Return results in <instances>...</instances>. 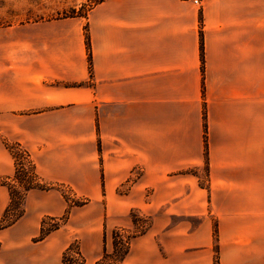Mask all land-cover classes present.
Segmentation results:
<instances>
[{
	"label": "crops",
	"instance_id": "crops-1",
	"mask_svg": "<svg viewBox=\"0 0 264 264\" xmlns=\"http://www.w3.org/2000/svg\"><path fill=\"white\" fill-rule=\"evenodd\" d=\"M6 143L89 202L29 190L0 264H64L74 243L98 264L132 211L148 227L118 264H264V0H103L0 27V178ZM10 200L0 186V219Z\"/></svg>",
	"mask_w": 264,
	"mask_h": 264
},
{
	"label": "rangeland",
	"instance_id": "rangeland-1",
	"mask_svg": "<svg viewBox=\"0 0 264 264\" xmlns=\"http://www.w3.org/2000/svg\"><path fill=\"white\" fill-rule=\"evenodd\" d=\"M100 2L101 0H0V27H6L14 24H26L41 20L72 18L80 15L87 16V14L93 9V7ZM7 145L14 150V152L16 153V155H18V157L20 155L21 158L18 161V169L20 172H24L27 175V177L24 178V176H20V178L19 177L18 178L21 180H17L14 178L15 175L14 173L12 177L0 178V183L5 182L9 184V186L12 187L16 193H19L20 195L23 196L21 207L17 209L12 208L13 210L9 212V214L6 217V220H4L2 224H5L6 222L17 218V216H19V214L21 213L19 209H23V214H24V198L26 196V193L28 192L25 191L24 187L29 183L26 180L29 179L30 182L33 181V183L37 182L39 184L46 185L42 181L33 178L32 173H35L34 165L32 164V161L30 160L29 156H28L29 159L25 162V158H23L24 157L23 153H25L26 151L24 150V148L21 147L20 145L11 144V143H6V146ZM26 154L28 155L27 152ZM15 172H16V162H15ZM203 176H205V172ZM54 187L59 190H62V194L69 206L68 209L75 207H82L88 204L89 202L88 199L76 198L75 196L72 195V193L69 190L66 189L63 190L59 186H54ZM135 215L137 217L136 218L137 223L135 224V228L133 230H117L114 233V241L118 244L117 253H115L114 255L110 254L111 256H109L108 258L103 257V259L100 262H98V264H103L104 260H106L107 264H118L120 262V259H116V258L120 255V252L122 250L124 249L126 250V247L128 249V243L130 239L134 237L136 234L144 232L146 230V228L148 227L147 219H144L142 216H140L137 211H135ZM62 218L63 217H59V218L48 217L44 219L42 226H44V228L47 230H50L55 226L60 228L65 224ZM124 239L126 240V242H124ZM72 246H74L75 249L78 247L76 243H74ZM67 253L68 252H66L65 255ZM82 262L83 259L81 256V262L78 264H82Z\"/></svg>",
	"mask_w": 264,
	"mask_h": 264
},
{
	"label": "trees",
	"instance_id": "trees-1",
	"mask_svg": "<svg viewBox=\"0 0 264 264\" xmlns=\"http://www.w3.org/2000/svg\"><path fill=\"white\" fill-rule=\"evenodd\" d=\"M101 1H102V0H101ZM80 17H85V16L80 15ZM85 36H86V46H87V51H88V61H89L90 74H91V76H92V53H91V42H90V37H89V34H88L87 29H85ZM201 48H202V51H203V41H202V43H201ZM7 148H8V150L10 151V153L12 154V156L14 157L15 162H16V172H15L14 178L17 179V180H21V179H19L20 176H24V178H26L27 175H26L24 172H20L19 169H18V161H19L20 158H21L20 155H19V157H18V155H16V153L14 152V150L11 149V147H9L8 145H7ZM32 176H33L34 179H35V178H36V180L38 179L36 173H32ZM18 177H19V178H18ZM38 180H39V179H38ZM26 181L29 182V183H28V185H25V187H24L25 191H29V190H31V189H35V188H38V189H41V190H50V189L53 188V187H50V186H46V185H43V184H39V183H37V182H35V183H36V184H35V183H33V181L30 182L29 179L26 180ZM0 185H2V186H6V187L9 189L10 199H11V200H10V205L8 206V208H7V210H6L5 214H4V216L0 219V230H3V229H6V228L12 226L13 224H15V222H16V221H17V220L23 215V209H19V210L21 211V213L19 214V216H17V218H15V219H13V220H11V221H8V222H6L5 224H2V223L4 222V220H6V217H7V215L9 214V212H10L11 210H13V209H17V208L21 207V205H22V201H23V196L20 195L19 193H16V192L13 190V188L10 187L9 184H7V183H5V182L0 183ZM12 208H13V209H12ZM131 216H132V219H133L134 223L136 224V223H137V220H136L137 217H136V215H135V211H132ZM67 219H68V215L66 214V215L62 218V220H63L64 223H66V222H67ZM57 229H59V227H56V226H55V227H53L52 229L47 230V229L44 228V226H42L40 236L38 237L37 240H38V241H39V240H43V239L46 238V236H48L52 231L57 230ZM141 233H143V232H141ZM141 233H138V234H136V235H139V234H141ZM136 235H135V236H136ZM114 244H115V250H114L113 255H114L115 253H117V250H118V244H117L115 241H114ZM127 252H128V249H127V247H126V250H125V249L122 250V251L120 252V255H119L116 259H120V261H122L123 258L126 256ZM109 256H111V255L105 253L104 258H108ZM63 263L65 264V256H64ZM215 264H219V262H218V256H217V255H216V258H215Z\"/></svg>",
	"mask_w": 264,
	"mask_h": 264
},
{
	"label": "built area",
	"instance_id": "built-area-1",
	"mask_svg": "<svg viewBox=\"0 0 264 264\" xmlns=\"http://www.w3.org/2000/svg\"><path fill=\"white\" fill-rule=\"evenodd\" d=\"M192 1L197 5H201L204 0H192ZM23 154H24L23 158H25V162H26L29 159L28 157L29 155H27L26 152ZM124 242H126L125 239ZM67 252L68 253L65 255V264H78L81 262V255L78 247L75 249V247L72 246L71 248L68 249ZM103 262H104L103 264H107L106 260H104Z\"/></svg>",
	"mask_w": 264,
	"mask_h": 264
}]
</instances>
